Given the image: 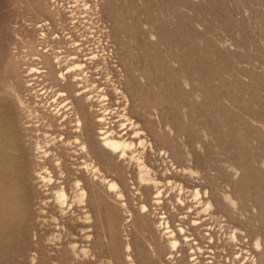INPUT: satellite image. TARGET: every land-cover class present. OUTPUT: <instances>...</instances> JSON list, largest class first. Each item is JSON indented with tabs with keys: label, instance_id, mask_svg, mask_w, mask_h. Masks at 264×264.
Segmentation results:
<instances>
[{
	"label": "rangeland",
	"instance_id": "1",
	"mask_svg": "<svg viewBox=\"0 0 264 264\" xmlns=\"http://www.w3.org/2000/svg\"><path fill=\"white\" fill-rule=\"evenodd\" d=\"M46 2L47 44L81 49L91 111L135 144L109 167L83 150L70 80L28 73L49 9L0 0L1 263L264 264V0Z\"/></svg>",
	"mask_w": 264,
	"mask_h": 264
},
{
	"label": "bare ground",
	"instance_id": "2",
	"mask_svg": "<svg viewBox=\"0 0 264 264\" xmlns=\"http://www.w3.org/2000/svg\"><path fill=\"white\" fill-rule=\"evenodd\" d=\"M32 4L34 5V7L36 9H38L40 12H44V5L43 3L41 4V2H45L46 4V7L49 9L46 8V10H48L49 14L45 20L41 21V22H37L35 24H33L32 28H31V31H29L28 33V38H29V44L30 46L32 47V49L37 53V56L40 57V59H45V60H49L46 64V66L44 65L43 67L41 68H37V67H33L31 68L28 73L31 74V73H46L47 72V69L48 67L50 69H60V74H59V78L61 81L63 82H66L67 80H70V82L68 83H64V88H69V91L71 93L74 94V99L75 101L77 102V104H79V108H78V112H79V115L80 117L76 120V123H75V126H74V132L78 133V132H81V135L83 136L85 142L83 143V150L89 149V154L93 155V157L98 160V161H102L101 163L105 166H108L109 167V155L112 154L114 156H117L118 158H123V157H126L127 155V151L135 144H133V142H128V141H125L124 140V135L125 133H121V132H116V131H111V130H104V127H101L103 126V119L101 118V116L97 115L96 111H91V109L94 107V104H93V97H92V94H85L83 92V88L82 87V81H80L78 78L79 74L81 73V70H83V68H85L84 65H81V64H77L75 61H73L74 59H78V61H80V55H79V51L81 50H78L76 49V52L73 53V52H70L67 54L66 51H57L55 46L53 45H50V44H47V38H48V31H50V27L53 22H55V13L54 11L48 6L46 0H31ZM80 3V2H79ZM210 3V2H209ZM81 5V4H80ZM55 7V5L53 6ZM72 7V6H71ZM54 9V8H53ZM97 9V8H96ZM78 11V10H77ZM93 12V11H92ZM61 15V14H60ZM79 21V20H78ZM73 23V22H72ZM85 24V23H84ZM184 26V25H183ZM50 27V28H49ZM72 27V26H71ZM74 29V28H73ZM160 35V34H159ZM64 36V34H63ZM57 37V36H56ZM53 38V37H52ZM60 38V36H59ZM56 42H60L59 41H56ZM248 44V43H247ZM71 45V44H70ZM66 46V45H65ZM89 47V46H88ZM35 48V49H34ZM91 50V49H90ZM113 50V49H112ZM66 54V55H65ZM74 54L75 57H71L70 56ZM16 56V55H15ZM92 56V55H91ZM154 56V55H153ZM16 58V57H15ZM35 58V57H34ZM36 62V61H35ZM40 62V61H39ZM42 62V61H41ZM6 63V68L8 70H10V62H9V57L7 56V59L5 61ZM86 64V63H85ZM71 66V67H70ZM24 68V67H23ZM49 69V70H50ZM7 70V71H8ZM51 71V70H50ZM49 71V72H50ZM55 71V69L53 70V72ZM77 71H80V73H78ZM88 71V70H87ZM198 71V70H197ZM84 71H82L83 73ZM8 73V72H7ZM214 74V73H213ZM5 75V74H3ZM6 76V75H5ZM37 77V76H36ZM54 78V76H53ZM48 79V78H47ZM52 79V78H51ZM56 78H54L55 80ZM58 79V78H57ZM56 81V80H55ZM57 83V82H56ZM59 83H57L58 85ZM116 88V87H115ZM86 89V88H85ZM65 90V91H67ZM45 91V90H44ZM194 91V90H193ZM121 92V91H120ZM43 93V91H42ZM116 93V91H115ZM40 94V93H38ZM44 94H42L41 96H44ZM59 96L57 98H54V103H56V101L58 100V98H60L61 96H64L65 93L64 92H61L58 94ZM41 100V99H40ZM208 100V99H207ZM8 101V100H7ZM1 102V100H0ZM2 103V102H1ZM189 103V102H188ZM49 104V103H48ZM202 104V103H201ZM70 105H73V104H70ZM49 106V105H48ZM2 108V106H1ZM0 108V109H1ZM72 111L76 112L77 109H75L74 107L71 108ZM96 110V109H95ZM59 111L57 110L55 112V115H59L60 113H58ZM188 112V111H187ZM148 115V114H147ZM150 115V114H149ZM62 117L65 118V115H63ZM71 117V116H70ZM63 118V119H64ZM187 118V117H186ZM58 120V119H57ZM0 121H1V114H0ZM9 121H11V119H9ZM65 123V122H64ZM135 123V122H134ZM66 124V123H65ZM97 126H100L99 128H97ZM134 126V125H133ZM62 127V125H61ZM150 127V126H149ZM154 127V126H153ZM133 128V127H132ZM131 128V129H132ZM129 129V128H128ZM135 129V128H134ZM133 129V130H134ZM138 130V129H137ZM148 131V130H147ZM11 132V131H10ZM136 132V131H135ZM141 131H137L136 134L134 133L133 135L135 136H138L140 134ZM66 133V132H65ZM132 135V136H133ZM21 136V135H20ZM150 136V135H149ZM18 134H17V139H18ZM129 137V136H127ZM139 137V136H138ZM135 138V137H133ZM79 138L76 137V140H78ZM159 140V139H158ZM145 141V140H144ZM140 144L139 146L140 147H143L144 146V143L141 141H139ZM174 142V141H173ZM77 143V142H76ZM143 143V144H142ZM141 144L143 146H141ZM199 144V143H198ZM197 144V145H198ZM86 145H88V147H86ZM16 146L18 147V144H16ZM201 146V145H200ZM138 147V146H137ZM199 147V146H198ZM134 148V147H133ZM23 150V153L25 155V149H22ZM27 150V149H26ZM10 154V153H9ZM192 154V153H191ZM8 155V154H7ZM16 156V155H15ZM193 160V159H192ZM3 157L0 156V166L2 165L3 166ZM100 163V164H101ZM20 164V163H19ZM13 166V165H12ZM24 168V166H23ZM88 170L90 168L92 169H95L94 171L96 173L100 172L98 170V168L96 166H93V165H87L86 167ZM209 169V168H208ZM22 172V171H21ZM24 172V171H23ZM26 174V173H25ZM19 166H18V163H16V168H15V173L14 175H12V181L13 183H16V185H14V188L12 189V192L14 191V193H17L18 191L16 190V187H17V181L19 179ZM23 176V175H22ZM27 176V175H26ZM205 178V177H204ZM203 178V179H204ZM107 179V178H106ZM104 179V180H106ZM21 180V179H20ZM24 180H27L26 178ZM106 183V182H105ZM107 186H108V190H111L112 188L115 187L114 183L111 184L110 181L107 180ZM182 187V186H181ZM1 188V186H0ZM10 189H8L9 191ZM29 190V189H28ZM114 190V189H113ZM157 193H160V192H157ZM209 193V192H208ZM13 195V193H12ZM15 195V194H14ZM200 195V194H199ZM206 195V192L205 194ZM209 195V194H207ZM159 196V195H158ZM197 196V195H196ZM104 197V196H103ZM199 197V196H198ZM203 197H206V196H203ZM207 198V197H206ZM14 199V198H13ZM15 201L17 200L16 204L18 203V196L16 194V199H14ZM14 200H13V204L15 205L14 203ZM106 201V200H105ZM0 236L2 238V236L4 237L5 235V229H6V222L7 220H10L7 219L4 215V211H3V199L0 198ZM208 203V201H207ZM19 204V203H18ZM17 204V205H18ZM7 207H9V204L6 205ZM27 206V205H26ZM14 207V206H13ZM27 209V207H26ZM146 207L143 206L142 207V210H141V214H142V218H141V225L142 227L144 228V230L147 232L149 230V225H148V222H147V218L146 216L144 215L145 212H146ZM8 212H11V214L14 212V209L10 211V209H8ZM7 212V213H8ZM132 215V214H131ZM130 218V217H129ZM128 218V219H129ZM132 218V217H131ZM118 223V222H117ZM119 225V224H118ZM181 233H182V230H181ZM172 235V234H171ZM261 237V236H260ZM259 238V237H257ZM259 240V239H258ZM177 241V240H176ZM257 241V240H256ZM175 242V241H174ZM173 242V249L176 250V248H178L177 246V242L174 243ZM258 245L260 241H257ZM261 245H263L261 243ZM257 246V245H256ZM129 250H130V247H128ZM261 248V247H259ZM128 250V251H129ZM263 250V247L262 249ZM257 252V251H256ZM261 256L264 255V252H260L258 251ZM259 255V254H257ZM147 256V255H146ZM192 256V255H191ZM138 257H139V260L145 262V250L143 248H141L139 250V254H138ZM190 257V256H189ZM261 258V257H260ZM1 259H0V264L1 263ZM262 263V262H261ZM148 264V262H147ZM180 264H191L189 261H185V258H182L181 261H180Z\"/></svg>",
	"mask_w": 264,
	"mask_h": 264
}]
</instances>
